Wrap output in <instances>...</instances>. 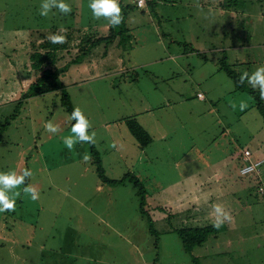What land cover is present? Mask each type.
<instances>
[{
  "label": "rangeland",
  "instance_id": "rangeland-1",
  "mask_svg": "<svg viewBox=\"0 0 264 264\" xmlns=\"http://www.w3.org/2000/svg\"><path fill=\"white\" fill-rule=\"evenodd\" d=\"M160 1L157 14L136 7L128 12L134 51L116 44L89 47L63 79L73 106L90 121L89 134L96 132L94 149L105 175H133L143 187L145 217L133 181L102 183L93 145L77 143L72 151L64 145L61 138L71 135L73 121L61 105V93L25 101L12 120L16 103L33 82L26 67L28 46L44 39L39 33L50 35L63 26L83 29V39L95 40L109 33V22L93 18L90 0H64L71 13L53 8L47 17L39 15L42 0H0V126H5L0 172L22 174L27 168L33 173L13 190L21 192L15 211L0 213V264H42L39 246L49 226L68 222L83 225L84 235L95 232L99 242L107 243L99 248L114 254L117 264H145L154 256L165 264H264V194L253 176L241 175L247 148L264 167V120L250 94L237 91L220 70L224 60L240 75L264 66V0H246L250 10L242 14L224 9V0L211 5ZM242 15L252 26L248 30L240 27ZM77 51L60 64L81 56ZM241 100L248 108L233 110L231 103ZM129 118L151 134L146 148L129 131ZM48 121L59 126L57 134L45 131ZM113 141L119 150L109 147ZM86 152L88 163L83 162ZM261 172L264 181V168ZM29 184L39 192L36 201L23 194ZM213 204L223 205L234 219L211 236L204 263H195L174 228L213 224ZM174 211L180 214L173 216ZM102 219L113 229L103 224L85 229V223ZM119 232L143 243L137 250L131 241L120 244ZM49 237L48 243L57 242L58 237Z\"/></svg>",
  "mask_w": 264,
  "mask_h": 264
},
{
  "label": "trees",
  "instance_id": "trees-1",
  "mask_svg": "<svg viewBox=\"0 0 264 264\" xmlns=\"http://www.w3.org/2000/svg\"><path fill=\"white\" fill-rule=\"evenodd\" d=\"M212 1L214 0H201V3L202 5H211ZM146 2H147V7L145 8H148L150 13L155 12L157 14L156 5H158L159 2L161 1L146 0ZM119 4L122 9V16H123V21L121 25H119L118 27H113L110 25L109 33L107 35H104L103 37H98L95 40H92L91 38H88V40H85V38L83 39V37H85L86 35L82 37L83 29H79V28H73V29L70 28L66 32L59 33L61 35L66 36V42L63 44H53L48 40V37L50 35L58 33L57 30L51 32L50 35H46L45 32L43 31L39 33V37H42L44 39L39 41L40 43L38 42L36 43V41L31 42L32 43L31 46H28L29 56L26 67L27 68L30 67L29 73L33 75V82H31L29 88L23 93L21 99L22 101L16 103L17 105L16 108L14 109L16 113L12 114L13 117L12 120L17 119V117L21 114V110L24 108L25 101L49 93H58V94L61 93V97H62L61 105L70 115L74 106L71 101L70 95L67 93L65 89L66 86L63 81L66 72L69 70V67H71L74 64H79L83 56H87V54L91 51L90 48H95L97 47V45L105 44L107 46H110L116 44L119 48H122L124 52L132 48L133 38L131 34V28H129L127 24V20H128V12L135 9L136 6L129 4L125 5L123 4V1H121ZM222 5L224 9L230 10L234 8V11H238L240 14L246 13L248 11V7L250 10V5H248V2L246 0H224ZM145 10L146 9H144L143 12H145ZM239 21H240V27L243 30H248L249 28L252 27V26L250 27L247 26V17H244L243 15L241 16V20ZM84 42L85 43L89 42V44H87L88 45L87 49L84 46L85 45ZM75 49H78L77 54H81V56L78 55L76 56V58L73 57L70 59L69 63L65 65H61L60 63L66 60L67 56L71 55L72 51ZM227 62H228L227 60L223 61V63L220 66V70L224 71L232 80H234L237 91L248 92L250 94V96L255 100L254 102L257 111L264 120V100H260L258 90H253L251 86L247 84V82H245V84L241 86L239 83L240 74L235 72ZM18 112L19 115L17 116L16 114H18ZM74 123L75 121H73L72 124ZM125 123L127 124L129 131L131 132L132 136L136 139L141 149H144L151 144V142L153 141L151 134L136 119H130V118L126 119ZM9 124L10 123L6 121V126ZM1 126L5 127L4 125ZM1 126H0V132H1ZM94 146L95 145H93V150H94L93 152L96 151L94 149L95 148ZM93 155L96 156L97 158V159L94 158V163H96V165L98 164L96 170L102 183L104 182L105 184L108 185L117 186L119 184L126 183L129 180L134 182V184L139 188L138 194L141 197L140 209L144 214L143 216L148 217L146 213L147 211L144 208L145 205L143 204L144 190L143 187H141V185L138 184V182H136L137 180L135 181L136 179L135 176L131 175L133 179H131L130 177H125L123 179H111L105 175V169L102 167V165L100 166L101 160L99 159L100 158L99 152H95ZM263 168L264 167L262 166V169ZM250 176H253L255 181L259 183L258 187L264 186L263 178H261L259 175L253 174ZM261 193L264 194V192ZM176 214H180V213L174 211L173 216H176ZM168 217L171 218V215L169 214ZM212 225L213 224L203 225V226L198 225L196 227L174 228V232L180 237L185 251L191 253L196 246H200L206 243V241L211 236H216L219 234L221 230L220 231L216 230L215 228H213ZM151 230L153 235L159 236V233L157 234L156 230L153 228V225H150L149 231Z\"/></svg>",
  "mask_w": 264,
  "mask_h": 264
},
{
  "label": "clouds",
  "instance_id": "clouds-1",
  "mask_svg": "<svg viewBox=\"0 0 264 264\" xmlns=\"http://www.w3.org/2000/svg\"><path fill=\"white\" fill-rule=\"evenodd\" d=\"M143 4L144 0H140L141 7ZM53 8L58 9L59 12L64 15H68L72 11L71 6L65 3L64 0H42L39 15L47 17ZM89 8L91 9L94 19H106L113 27H118L123 21L119 0H90ZM66 31L67 29L61 26L58 33L50 35L48 40L53 44H63L66 42V36L59 33ZM245 82H247L253 90H258L260 100H264V66L257 67L255 71L251 73L243 71L239 77V83L243 86ZM198 98L203 99V94H199ZM230 106L233 110L239 107L241 112H244L248 108V104L244 100H241L239 105L232 102ZM69 119L75 121L71 127V135L61 138L69 151H72L77 143L95 145L96 132L92 131L91 134H89L91 124L81 108L74 107ZM44 128L46 132L51 134H57L60 131L59 126L55 125L52 121H48L44 125ZM109 147L119 150L116 141H113ZM90 160L91 155L86 152L83 155V162L88 163ZM32 175V171L27 168L23 169L22 174H18L15 170L7 173L0 172V213L15 211L16 200L21 197V192L13 190L23 185L26 178H30ZM23 194L24 196H30L33 201L39 199L37 188L31 184L23 188ZM211 215L215 218L212 226L216 230H219L226 222L231 224L234 219L231 213L226 211L221 204L212 205Z\"/></svg>",
  "mask_w": 264,
  "mask_h": 264
},
{
  "label": "crops",
  "instance_id": "crops-1",
  "mask_svg": "<svg viewBox=\"0 0 264 264\" xmlns=\"http://www.w3.org/2000/svg\"><path fill=\"white\" fill-rule=\"evenodd\" d=\"M121 1L123 0H119V3ZM131 2H134V6H136V8L140 10L141 12H143L144 9L146 10L143 13L149 12L148 8H145L147 7V4L145 5V7H140L137 5V0H130L126 4H131ZM165 2L173 3L172 0L165 1ZM161 3L163 2L161 1ZM131 50L134 51L135 46H132ZM102 224L105 225V227L108 226V227H111V229H113L112 224L109 221L103 220V219L101 221L99 220L96 221V223H94L93 221H89L88 223H85L84 227L85 229L90 228V227H92L93 229L98 226L99 227L103 226ZM64 227H65L64 231L59 230L60 228H64ZM45 228H48V227H45ZM49 228H51V230L47 232L45 236H43L40 246H39L41 250L40 257L42 260V264H117V260L115 259L114 254L107 255L106 251H102V249L99 248V247H102V248L105 247L106 245L103 246L101 244H107V243L99 242L97 240V237L94 236L95 232H91V229L90 231L86 230L85 235H84L81 232L83 225L77 226L71 222H68L67 226H65L64 224H58V225L53 224L49 226ZM50 235L58 237L57 242L48 243V238H50L49 237ZM117 236H118L117 240L120 241V244L122 240H126L125 242L127 243H130L131 241L132 244L135 246L136 250H137L138 245L143 243L142 241L138 239L132 238L130 235L125 238L124 235L121 234V232H119ZM215 237L216 236H214V238ZM211 238L212 237H210L206 241V243L200 246H196L192 250V252L190 253V256L192 257L194 261L196 260L197 262L199 259H202L203 260L202 263H204V260L208 258L209 256L208 248L210 247V245L207 246V244L209 243ZM174 239H176V237H174ZM53 240H55V238ZM117 250L119 251L120 248ZM154 255H156V253H154ZM217 255H218L217 257L220 258L222 253L219 252ZM160 260L159 258L154 256L152 262H148L147 259H145L143 262L145 264H150V263L151 264H158V263L165 264L166 263L164 260H161V261ZM127 264H137V263L130 261V262H127ZM138 264H140V262Z\"/></svg>",
  "mask_w": 264,
  "mask_h": 264
},
{
  "label": "built area",
  "instance_id": "built-area-1",
  "mask_svg": "<svg viewBox=\"0 0 264 264\" xmlns=\"http://www.w3.org/2000/svg\"><path fill=\"white\" fill-rule=\"evenodd\" d=\"M137 5L140 6V0H137ZM146 0H144V4L142 7H145ZM141 7V6H140ZM201 94V93H200ZM199 95V94H198ZM204 97V96H203ZM242 160L243 165L241 166V174L244 176H250V175H259L262 178V162L256 161V159L253 158V153L249 149H245L242 153ZM262 192H264V187L262 186L260 188Z\"/></svg>",
  "mask_w": 264,
  "mask_h": 264
}]
</instances>
